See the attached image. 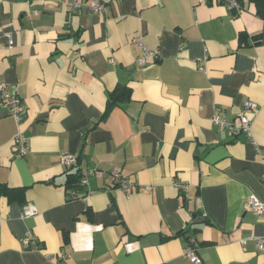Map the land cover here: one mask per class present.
Returning a JSON list of instances; mask_svg holds the SVG:
<instances>
[{
    "label": "crops",
    "instance_id": "0c3cea01",
    "mask_svg": "<svg viewBox=\"0 0 264 264\" xmlns=\"http://www.w3.org/2000/svg\"><path fill=\"white\" fill-rule=\"evenodd\" d=\"M78 1L0 0V35L14 41L2 37L0 83L23 111L17 123L0 108V264H195L191 239L200 264H264L252 238L264 236V211L246 207L264 200V15L250 0H237L239 13L197 0H101L104 12ZM137 37L156 51L143 66ZM118 85L130 98L102 117ZM246 100L257 104L254 144L211 121L218 109L237 123ZM79 167L105 174L71 197ZM25 204L38 213L21 218ZM27 232L36 240L25 247Z\"/></svg>",
    "mask_w": 264,
    "mask_h": 264
},
{
    "label": "built area",
    "instance_id": "2783aa9c",
    "mask_svg": "<svg viewBox=\"0 0 264 264\" xmlns=\"http://www.w3.org/2000/svg\"><path fill=\"white\" fill-rule=\"evenodd\" d=\"M198 3H222L230 11L234 13H239L241 10V4L237 0H197ZM70 6L74 8L80 7V2L78 0H69ZM90 7L92 10L97 12L106 11V6L101 0H91ZM2 37H5L7 44L11 47L14 43L11 33H4L0 35V46L2 45ZM135 43L141 48L142 55L136 59V62L139 65H144L148 57H156V51L149 50L144 45V42L140 37L133 39ZM201 69V67H200ZM257 107V104L253 101L246 100L242 104L237 113L238 122L228 121L224 114L220 110H216L212 116V123L220 129L227 130L231 135L244 134L248 137L250 143L254 144V140L251 137V124L254 111ZM0 108L4 109L9 115H11L17 123H20L23 118V111L21 106V99L17 94L10 92L4 83H0ZM12 144L15 148L16 155H24L28 151L27 139L21 133H17L12 139ZM59 162L66 168H71L77 166V157L68 153H61L59 155ZM105 172L98 168H78L77 175L78 181L76 183L78 188H83L88 185L90 177H101ZM112 180L128 195L132 186L127 181L126 178L122 177L118 172L110 173ZM174 187L179 191L185 193L188 190V185L183 182H174ZM78 194L77 188H72L71 197H76ZM247 209L259 214L264 211V200H260L255 196H250L247 198L246 203ZM38 213L37 208L32 204L23 205L20 217L25 218L28 216H33ZM2 218L0 217V225ZM255 240L256 249L259 252H264V236H254L252 237ZM36 240L35 236L32 233L27 232L22 238V243L25 247H28L30 243ZM244 242V240H242ZM198 244L196 240H188L184 246V255L193 263L200 264L201 259L197 254Z\"/></svg>",
    "mask_w": 264,
    "mask_h": 264
},
{
    "label": "trees",
    "instance_id": "16d2710c",
    "mask_svg": "<svg viewBox=\"0 0 264 264\" xmlns=\"http://www.w3.org/2000/svg\"><path fill=\"white\" fill-rule=\"evenodd\" d=\"M250 1L254 2V4L256 5L258 14L263 16L264 15V0H250ZM244 37L245 36L243 34L240 35V38H239L240 43L244 39ZM255 42H258V40L255 39ZM129 98H130V89L128 87L124 85L116 86L109 95V98L107 100L102 117H105L112 107H114L120 102L129 100ZM77 181H78L77 174L68 175L67 186L70 188H74V189L78 188L76 185Z\"/></svg>",
    "mask_w": 264,
    "mask_h": 264
},
{
    "label": "water",
    "instance_id": "95a60500",
    "mask_svg": "<svg viewBox=\"0 0 264 264\" xmlns=\"http://www.w3.org/2000/svg\"><path fill=\"white\" fill-rule=\"evenodd\" d=\"M203 221H206V219H201V220L196 219V220L194 221V223H200V222H203Z\"/></svg>",
    "mask_w": 264,
    "mask_h": 264
}]
</instances>
